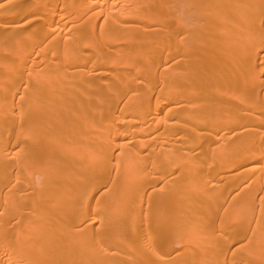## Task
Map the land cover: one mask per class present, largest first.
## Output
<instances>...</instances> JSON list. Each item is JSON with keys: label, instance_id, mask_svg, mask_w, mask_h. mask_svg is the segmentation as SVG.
Instances as JSON below:
<instances>
[{"label": "bare ground", "instance_id": "1", "mask_svg": "<svg viewBox=\"0 0 264 264\" xmlns=\"http://www.w3.org/2000/svg\"><path fill=\"white\" fill-rule=\"evenodd\" d=\"M263 82L264 0H0V264H264Z\"/></svg>", "mask_w": 264, "mask_h": 264}, {"label": "rangeland", "instance_id": "2", "mask_svg": "<svg viewBox=\"0 0 264 264\" xmlns=\"http://www.w3.org/2000/svg\"><path fill=\"white\" fill-rule=\"evenodd\" d=\"M13 1H15V0H13ZM37 24H38V23H37ZM37 24H36V25H37ZM38 27H39V26H38ZM14 67H15V66H14ZM210 72H211V71H209V73H210ZM213 72H214V71H213ZM211 73H212V72H211ZM211 73H210V74H211ZM210 74H209V77H212V78L214 79V77H215L216 75H214V73L212 74L213 76L210 75ZM20 77H21V76H20ZM20 84H22V81L20 82ZM21 86H22V85H21ZM262 86H263V87H261V90H260V91H262V90L264 89V82L262 83ZM12 89H13V88H10L9 91H11ZM14 91H15V89L13 90V92H14ZM220 91H221V90H220ZM13 92H12V93H13ZM16 93H17V92H16ZM217 93H219V91H217ZM17 94H19V93H17ZM17 96H18V95H17ZM49 102H50V100H49ZM49 102H48V106H50V103H51V102H50V103H49ZM121 102L123 103V101H121ZM153 102L155 103V102H157V101L154 100ZM77 108H78V106H77ZM77 108H75V109H77ZM75 109H70V113H71L73 110H75ZM56 118H57V117H56ZM10 147H11V146H10Z\"/></svg>", "mask_w": 264, "mask_h": 264}]
</instances>
